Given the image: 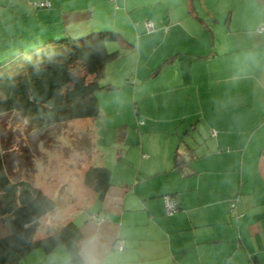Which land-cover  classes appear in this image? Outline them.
I'll use <instances>...</instances> for the list:
<instances>
[{
	"label": "crops",
	"instance_id": "crops-1",
	"mask_svg": "<svg viewBox=\"0 0 264 264\" xmlns=\"http://www.w3.org/2000/svg\"><path fill=\"white\" fill-rule=\"evenodd\" d=\"M260 26L264 0H0V62L50 40L120 35L105 44L119 53L102 85L115 87L95 93L90 131L115 149L101 164L111 176L118 166L133 176L114 178L101 200L80 188L88 213L68 220L81 231V264H264ZM169 194L179 205L172 215ZM13 264L72 263L58 245Z\"/></svg>",
	"mask_w": 264,
	"mask_h": 264
},
{
	"label": "trees",
	"instance_id": "trees-1",
	"mask_svg": "<svg viewBox=\"0 0 264 264\" xmlns=\"http://www.w3.org/2000/svg\"><path fill=\"white\" fill-rule=\"evenodd\" d=\"M119 37L116 32L101 31L50 40L0 62V264L18 262L36 248L49 253L58 245L66 248L72 264L82 263L79 227L72 221L54 226L56 219L50 225L42 223V217L56 210L57 203L29 178L15 174L19 167L29 175L33 166L30 161L19 162L21 155H10L9 132L1 123L11 116L41 136L47 129L72 119L97 118L100 108L95 93L115 87L101 85L99 79L106 62L119 53L108 51L105 44ZM18 146L27 151L24 144ZM175 154L174 164L180 165L179 153ZM81 182L101 200L111 185V170L104 165H89ZM167 196L176 201L178 210V201L172 194ZM42 227L45 232L37 236Z\"/></svg>",
	"mask_w": 264,
	"mask_h": 264
},
{
	"label": "rangeland",
	"instance_id": "rangeland-1",
	"mask_svg": "<svg viewBox=\"0 0 264 264\" xmlns=\"http://www.w3.org/2000/svg\"><path fill=\"white\" fill-rule=\"evenodd\" d=\"M109 50H112L111 47ZM99 84H104L102 78L99 79ZM96 120L97 118L72 119L47 129L40 136L33 134L30 125L24 121L11 116L4 117L1 124L9 132L7 148L12 151L10 155L14 158L21 155L19 162L30 161L28 163L33 166V172L28 171L29 175L22 172L19 167L15 168V174L18 177L29 178L57 203L56 210L42 217L43 224L50 225L51 215L56 219H54L56 224L68 220L71 216L88 213L91 197L80 193V188L85 190L81 182L82 173L89 165L109 164L108 150L110 153L115 151L114 148L108 147L105 140L100 141L94 137L95 135L91 136L90 129L92 130V125L97 126ZM94 129L93 134L96 133ZM19 143L27 146L25 153L24 148H19ZM127 159L134 162L132 149L128 152ZM131 169L134 171V164ZM131 176L133 173L130 174V167L124 169L118 166L112 171V188L116 183L119 184L120 177L125 179ZM114 178H117L116 183L113 182ZM44 227L38 229L37 236L45 232Z\"/></svg>",
	"mask_w": 264,
	"mask_h": 264
},
{
	"label": "built area",
	"instance_id": "built-area-1",
	"mask_svg": "<svg viewBox=\"0 0 264 264\" xmlns=\"http://www.w3.org/2000/svg\"><path fill=\"white\" fill-rule=\"evenodd\" d=\"M38 5L40 6H49L50 3L48 1H40L38 3ZM145 26L148 28V29H151L152 27V23L150 21H147ZM258 31H264V27L260 26L258 29ZM236 203H237V199H235L234 201H231L230 203V210L234 211L235 207H236ZM164 207H165V213L166 215H172L174 212L177 211V203L174 199L170 198L169 196H165L164 197ZM92 218L94 219H97V221H100L102 220L101 217H98L96 216L95 214H92L91 215ZM117 247L118 249H122V242H118L117 243Z\"/></svg>",
	"mask_w": 264,
	"mask_h": 264
},
{
	"label": "clouds",
	"instance_id": "clouds-1",
	"mask_svg": "<svg viewBox=\"0 0 264 264\" xmlns=\"http://www.w3.org/2000/svg\"><path fill=\"white\" fill-rule=\"evenodd\" d=\"M95 243V240L94 239H89V240H87V241H85V246L87 247V246H91V245H93ZM84 264H91V262L89 261V260H85L84 261Z\"/></svg>",
	"mask_w": 264,
	"mask_h": 264
}]
</instances>
